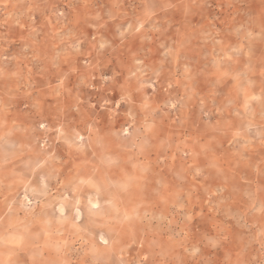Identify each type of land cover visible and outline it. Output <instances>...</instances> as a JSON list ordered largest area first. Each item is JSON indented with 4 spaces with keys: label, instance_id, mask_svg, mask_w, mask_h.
I'll return each instance as SVG.
<instances>
[{
    "label": "rangeland",
    "instance_id": "rangeland-1",
    "mask_svg": "<svg viewBox=\"0 0 264 264\" xmlns=\"http://www.w3.org/2000/svg\"><path fill=\"white\" fill-rule=\"evenodd\" d=\"M0 264H264V0H0Z\"/></svg>",
    "mask_w": 264,
    "mask_h": 264
}]
</instances>
